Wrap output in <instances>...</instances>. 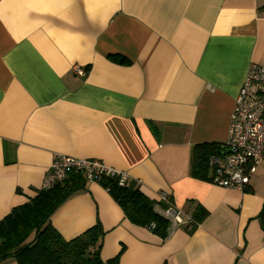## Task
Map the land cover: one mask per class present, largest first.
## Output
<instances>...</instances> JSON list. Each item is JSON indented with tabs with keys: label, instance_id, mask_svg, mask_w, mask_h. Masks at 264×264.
Segmentation results:
<instances>
[{
	"label": "crops",
	"instance_id": "1",
	"mask_svg": "<svg viewBox=\"0 0 264 264\" xmlns=\"http://www.w3.org/2000/svg\"><path fill=\"white\" fill-rule=\"evenodd\" d=\"M251 63L264 65V0H0V219L56 155L96 158L207 214L164 239L86 181L50 217L65 239L100 222L104 261L264 264V163L244 189L190 169L194 144L225 142Z\"/></svg>",
	"mask_w": 264,
	"mask_h": 264
},
{
	"label": "trees",
	"instance_id": "2",
	"mask_svg": "<svg viewBox=\"0 0 264 264\" xmlns=\"http://www.w3.org/2000/svg\"><path fill=\"white\" fill-rule=\"evenodd\" d=\"M113 59L128 63L122 56L115 55ZM152 129L155 131L154 126ZM222 150V143L194 144L190 156L192 176L210 180L215 168L210 164V158L221 157ZM85 182L81 174L71 173L49 189L36 190L33 197L14 206L1 218L0 264L7 259L18 264H118V255L106 261L100 257L103 235L100 222L71 239H65L51 223L50 217L56 208ZM98 182L132 223L146 227L164 239L168 237V221L155 211V201L145 195L134 180L120 185L117 177L103 175ZM206 214L203 207H196L189 226L196 228ZM258 219L264 229V207Z\"/></svg>",
	"mask_w": 264,
	"mask_h": 264
},
{
	"label": "built area",
	"instance_id": "3",
	"mask_svg": "<svg viewBox=\"0 0 264 264\" xmlns=\"http://www.w3.org/2000/svg\"><path fill=\"white\" fill-rule=\"evenodd\" d=\"M77 76H84L86 69L74 66ZM223 144V155L211 157L214 165L212 184L244 189L259 165L264 163V65L251 63L244 81L234 99L230 115L227 138ZM81 174L85 181H98L101 176H114L120 185L140 179L130 178L96 158H80L70 155H56L39 189H49L63 181L69 174ZM155 211L168 221V236L179 226L190 224L193 219L176 206L168 192H158ZM153 226V224H152Z\"/></svg>",
	"mask_w": 264,
	"mask_h": 264
},
{
	"label": "rangeland",
	"instance_id": "4",
	"mask_svg": "<svg viewBox=\"0 0 264 264\" xmlns=\"http://www.w3.org/2000/svg\"><path fill=\"white\" fill-rule=\"evenodd\" d=\"M153 200V199H152Z\"/></svg>",
	"mask_w": 264,
	"mask_h": 264
}]
</instances>
